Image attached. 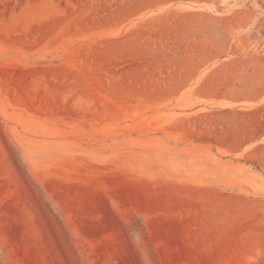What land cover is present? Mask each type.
I'll use <instances>...</instances> for the list:
<instances>
[{
	"label": "rangeland",
	"instance_id": "obj_1",
	"mask_svg": "<svg viewBox=\"0 0 264 264\" xmlns=\"http://www.w3.org/2000/svg\"><path fill=\"white\" fill-rule=\"evenodd\" d=\"M98 1L0 0V264H264V147L231 159L178 144L174 96L119 95L128 64L68 51L62 30ZM243 6L235 76L264 56V0Z\"/></svg>",
	"mask_w": 264,
	"mask_h": 264
},
{
	"label": "crops",
	"instance_id": "obj_2",
	"mask_svg": "<svg viewBox=\"0 0 264 264\" xmlns=\"http://www.w3.org/2000/svg\"><path fill=\"white\" fill-rule=\"evenodd\" d=\"M244 4L246 0H99L78 19L99 17V23L76 26L74 20L62 32L73 37L68 51L83 49L86 54L78 55L92 69L128 64L114 71L119 95L174 96L172 111L180 114L169 125L176 133L174 142L222 158H258L255 154L264 147V56L259 66L237 76L227 64L235 54L229 27L239 16L255 14ZM111 42L120 44V51L103 64L90 49ZM247 53L244 62L250 61L252 52ZM181 96L193 98L176 103Z\"/></svg>",
	"mask_w": 264,
	"mask_h": 264
},
{
	"label": "bare ground",
	"instance_id": "obj_3",
	"mask_svg": "<svg viewBox=\"0 0 264 264\" xmlns=\"http://www.w3.org/2000/svg\"><path fill=\"white\" fill-rule=\"evenodd\" d=\"M104 6V5H103ZM103 8H106V5H105V7H103ZM78 15V14H77ZM95 17H93L92 18V22H94V20H95V22L96 23H99L101 20H99L98 19V17H96V19H94ZM94 19V20H93ZM116 19V17L115 16H113L112 17V20L114 21ZM91 20V19H90ZM87 24H89V20H88V18L87 19H84V20H82V21H80V23H78V24H76V26H78V25H87ZM87 30V29H86ZM120 48H121V45L120 44H118V43H115V42H111V43H107V44H96V45H94V47H92L91 49H90V52H91V54L92 55H94L95 56V58L96 59H98V60H100L101 61V63H105V60H107V61H113V60H115L116 58H117V54H118V52L120 51ZM75 51V50H74ZM77 51V50H76ZM81 52L82 53H85V51L82 49L81 50ZM80 52V53H81ZM86 54V53H85ZM90 55V54H89ZM92 55H90V56H92ZM81 56V55H80ZM68 59H70V63H72L73 65H78V64H76L75 62H73L71 59H73V58H71V56H68ZM83 66H84V64H83ZM77 67V66H76ZM52 69V68H51ZM64 69V68H63ZM66 69V68H65ZM64 69V70H65ZM97 69V68H96ZM63 71V70H62ZM68 74L69 73H72L70 70H65ZM151 71V70H150ZM86 72V71H85ZM84 72V73H85ZM90 72V71H89ZM152 72V71H151ZM70 76H71V74H70ZM97 80H98V78H97ZM87 82V81H86ZM86 85H87V83H86ZM90 86V85H89ZM91 88V87H90ZM84 89V88H83ZM92 89V88H91ZM88 92V91H87ZM110 93V92H109ZM108 93V94H109ZM74 97V96H73ZM95 98V97H94ZM102 99V98H101ZM102 101V100H101ZM123 106V105H122ZM107 107H108V105H107ZM112 107V106H111ZM84 110V109H83ZM117 112V111H116ZM94 114V113H93ZM102 114H104V113H102ZM105 116V115H104ZM108 116V115H107ZM102 118V117H101ZM165 129V128H164ZM161 130H162V128H161ZM169 130V129H168ZM166 133V132H165ZM168 133H170V132H168ZM199 187V186H198ZM200 188V187H199ZM198 188V189H199ZM201 189V188H200ZM199 189V190H200ZM204 189V188H203ZM202 189V190H203ZM212 189V188H211ZM211 189H209V190H211ZM201 190V191H202Z\"/></svg>",
	"mask_w": 264,
	"mask_h": 264
}]
</instances>
